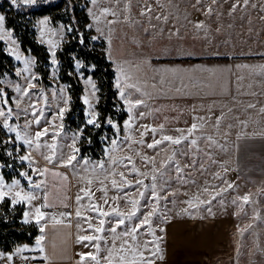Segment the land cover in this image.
<instances>
[{"label":"rangeland","instance_id":"obj_1","mask_svg":"<svg viewBox=\"0 0 264 264\" xmlns=\"http://www.w3.org/2000/svg\"><path fill=\"white\" fill-rule=\"evenodd\" d=\"M42 1L37 0L32 7H38ZM86 11L90 18L88 26L91 25L88 28L93 38L97 37L94 39L100 44L97 46L105 50L115 71L114 101L117 102L112 107L116 114L107 116L100 145H93L92 141L99 127L86 124L89 112L94 111L100 126V90L96 78L85 73L84 62L76 57L70 73L82 84L80 97L85 117L78 120L77 127L66 121L71 96L68 83L61 77L58 52L67 39V24L55 23L49 13L37 14L35 18L37 39L49 52L48 82L42 80L37 70L36 56L22 49L6 19L0 30L15 73V76L9 72L0 76V90L6 94L7 107L14 114L7 123L15 128V131L4 128L5 118L0 117V137L11 161L8 164L0 161L3 179L0 191L8 193L3 200L9 198L13 206H24L22 220L25 222L36 221L37 209L44 213L43 219L72 214L77 222V235L81 227L80 251L92 253L101 264L114 257H152L157 264H264V171L262 174L256 171L261 169V158H235L231 143L215 141L221 138L215 132H225V127L221 125L220 104L214 98L169 97L182 93L178 82L184 73L190 72L185 58L211 51L204 47L209 38L214 40V36L223 32L238 35L246 32L252 34L254 44L262 39L264 0H96L95 4L87 0ZM0 14L6 18L5 12ZM45 17L48 23L41 24ZM236 36H228L227 41L235 40ZM224 48L229 52L244 49ZM248 50L257 52L264 47L255 45ZM13 52L21 59L17 60ZM53 59L56 64L52 63ZM93 66L88 65V69L92 71ZM30 73L38 79H26ZM89 80L96 84L98 91L93 93ZM29 83L34 88L27 95L15 91L18 84L27 87ZM121 91L125 93L123 98ZM86 98L91 108L84 102ZM33 105L43 114L37 111L33 116ZM59 108L66 109L62 119ZM21 109H27L29 114H22ZM123 111L126 116L121 121ZM37 118L39 124L35 123ZM108 120L113 123L109 124ZM86 126H90L88 133L84 132ZM43 128L48 129L49 135L37 139L36 133ZM53 132L57 135L53 136ZM74 133L77 134L75 141ZM17 134L20 139L16 138ZM164 137L179 139L180 143ZM25 139L32 144L24 143ZM113 139L117 141L115 146L110 143ZM156 140L162 142L155 148L147 147ZM81 142L95 155L83 153ZM53 144L55 147H51ZM74 148L79 149L77 161L87 163L81 166L74 161L75 168L64 166L62 161L73 154ZM22 156L30 159L22 160ZM109 157L120 163L111 164ZM99 162L111 174L102 171ZM252 166L255 172L247 173V168ZM25 172L27 176L22 175ZM17 180L19 184L13 183ZM113 180L116 187L112 185ZM35 184L41 186L35 188ZM89 190V195H85ZM17 192L19 196L15 195ZM29 193L36 198L23 200ZM77 196L81 199L77 200ZM13 199L19 202L13 203ZM132 200L137 203L133 204ZM90 203L105 212L112 213L115 208L119 213L135 212L136 215L131 219L125 216V224L117 228L115 237L118 238H115L109 229L120 217L115 214L101 217L99 211L89 208ZM149 211L154 212L150 224L142 225L131 237L123 235ZM96 228L103 230L96 232ZM85 236L99 239H81ZM125 240L127 245L122 248ZM24 246L18 245L11 252L0 249V264H24L33 247L39 244Z\"/></svg>","mask_w":264,"mask_h":264},{"label":"crops","instance_id":"obj_2","mask_svg":"<svg viewBox=\"0 0 264 264\" xmlns=\"http://www.w3.org/2000/svg\"><path fill=\"white\" fill-rule=\"evenodd\" d=\"M230 35L237 36L235 40L227 41ZM251 35L246 32H242L241 35L223 32L214 36V40L209 38V42L204 47L211 48V51L185 58L187 60L185 66L190 72L184 73L178 82L182 93L169 97L186 100L192 98L217 100L220 104L218 111L223 116L221 125H224L225 132L221 130L215 132V136L221 137L215 141L231 143L233 145L231 152L235 153V158H261V169L256 171L262 174L264 171V50L255 52L249 51L248 48H253L255 45L264 47V35L262 39L256 41V44ZM227 46L244 49L229 52L224 48ZM222 132L224 134H219ZM243 154L244 157H241ZM254 172V166L247 168V173ZM38 225L40 232L34 243H37L40 237L43 239L39 240L37 248L33 247L31 255L34 259L30 264H101L87 256L82 259L81 254L87 253L79 249L81 227L77 235V222L72 214L60 217L47 216L41 219ZM42 226L43 231H41ZM21 245L26 247L27 244ZM31 255L27 258H32ZM146 260L152 261V264L158 262L152 257L123 259L114 257L105 264H131L132 261H136V264H144Z\"/></svg>","mask_w":264,"mask_h":264},{"label":"trees","instance_id":"obj_3","mask_svg":"<svg viewBox=\"0 0 264 264\" xmlns=\"http://www.w3.org/2000/svg\"><path fill=\"white\" fill-rule=\"evenodd\" d=\"M86 8L87 0H49V3H44L43 0L38 7L23 4L16 7L10 3V0H0V11L6 14L7 25L13 29L18 37L22 49L36 56L37 70L41 73L44 82L49 81V52L47 47L37 39L36 15L49 13L55 23L63 21L68 27L71 26L72 30L67 32V39L58 52L61 62V77L63 81L68 83L71 96V108L67 113L66 121L69 125L77 127L80 124L78 120L85 117L84 104L80 97L83 91L82 84L79 83L75 74L70 73L74 69L76 57L84 62L85 73L92 74L96 78L100 90L98 103L100 126L98 132L94 133L92 137L93 145H100V135L107 116L114 117L116 114L114 107H112L117 102L114 101L116 99L113 82L115 71L105 50L100 49L97 46H100L99 42L93 39L92 30L88 28L90 18ZM13 64V60L4 49V42L0 39V76L4 75L5 72L15 76ZM90 64L95 65L92 71L88 69ZM75 112L79 114L73 118L72 115ZM125 116L126 111H123L119 119L122 121ZM89 128L90 126H86L84 132L88 133ZM81 151L85 154L90 153L87 146L82 145V142ZM0 161H3L4 164L11 162L4 151L2 136L0 137ZM8 179H11L9 174ZM23 212L24 206L19 204L13 206L9 198L0 201L1 250L11 252L15 251V247L18 245L34 243L40 228L35 221H23Z\"/></svg>","mask_w":264,"mask_h":264},{"label":"snow or ice","instance_id":"obj_4","mask_svg":"<svg viewBox=\"0 0 264 264\" xmlns=\"http://www.w3.org/2000/svg\"><path fill=\"white\" fill-rule=\"evenodd\" d=\"M10 3H11L13 6H16V7H19L21 4H23V5H25V6H32V5H36V4H37V0H10ZM44 3H49V0H44ZM92 3L95 4V3H96V0H92ZM105 11H107V10H105ZM5 19H6L5 16H4L3 14H0V30H2V29L4 28ZM40 23H41V24H47V23H48V17H45L43 20L40 21ZM88 27H91V25H89ZM68 30H69V31L72 30V29H71V26L68 27ZM0 39H3V37L0 36ZM93 39H97V37H94ZM81 42H83V40H81ZM12 54L16 56V59H17V60L21 59V57H20L19 55H17L15 52H13ZM51 55H52L53 57H55V52H52ZM25 63L28 64L29 62H28L27 60H25ZM52 63H53V64H56L57 61H56L55 59H53V60H52ZM76 64H77V66H79V61H76ZM93 67H94V66H93ZM17 75H20V73H17ZM26 79H28L29 81H31V80H36V79H38V77H36L34 74H31V73H30V75H29ZM88 82L91 84V88H92L93 93L96 92V91H98L97 86H96L95 83H93L91 80H89ZM117 87L120 88L121 85L118 83V84H117ZM32 88H34V85L31 84V83H29V84L27 85V87H22L21 85L18 84V85L16 86V88H15V91H16V92H20V93H22L23 95H27L28 92H29V90L32 89ZM61 91H63V89H61ZM124 95H125V93H124L123 91H121V92H120V96L123 98ZM67 102H68V101L65 100V103H67ZM84 102H85L86 104H89L90 108L92 107V105L90 104V102H89V100H88L87 98L85 99ZM125 102L127 103V101H125ZM137 103H140V102L138 101ZM16 106L19 107V104L17 103ZM5 107H7V97H6V94H5L2 90H0V117H4V118H5V120H4V122H3V127L6 128V129H9V131H15V128L11 127V126L7 123L8 120H11V119L13 118V115H14V114H13V111H12V109H11L10 107H7V111H4V108H5ZM32 108H33V111H32L31 114H32L33 116L36 115V112H37V111H40V112H41V115L43 114V113H42V110H41V109H37L35 105H33ZM129 110H131V109H129ZM65 111H66L65 108H59V116H60L61 119L63 118V114H64ZM20 112H21L22 114H24V115H28V114H29L27 109H21ZM88 115H89V118L86 120V124H87V125H93V126H95V127H99V124L97 123V118H96V117H97V114H96L94 111H90ZM16 118H17V120L19 119V114L16 115ZM130 119H131V118H130ZM107 122H108L109 124H112V123H113L111 120H108ZM35 123H36V124H39V123H40V119L37 118V119L35 120ZM125 123H126V125H127L128 122H125ZM192 127L195 128L196 126L193 125ZM80 131L82 132L83 130L81 129ZM47 135H49V131H48V129H47V128H43L42 131L36 133V138L39 139L41 136H47ZM52 135L55 136V135H57V133L53 132ZM76 135H77L76 133L73 134V140H74V141H75V137H76ZM16 138H17V139H20L21 137H20L19 134H17V137H16ZM125 139H127V138H125ZM163 139H164V140L171 141V142H173V143H177V144L180 143V140H179V139L173 140L172 137H164ZM161 142H162V141L156 140V141H154L152 144H148L147 147H149V148H155V147H156L157 145H159ZM24 143L31 145V144H32V141H31V140H28V139H25V140H24ZM110 143H111L112 146H115V145L117 144V141H116L115 139H113V140H111ZM51 147H55V145L53 144ZM78 153H79V149H78V148H74V149H73V154H72L70 157L66 158L64 161H62V163L64 164V166H72V167L75 168L76 165L73 164L74 161H76L77 164H81V161H77V154H78ZM9 155H11V153H9ZM20 158H21L22 160H28V159H30L29 156H22V157H20ZM109 160H110V163L113 164V165H116V164H119V163H120V161H118V160H116V159H114V158H111V157H109ZM86 163H87V162H83V164H86ZM83 164H81V166H83ZM98 167H99L102 171H104L106 174H111V173L109 172V170L104 169L103 162H99ZM177 170L179 171V168H178ZM39 174H42V173H39ZM22 175L27 176L28 173L25 172V173H22ZM120 175L123 176V173H120ZM141 175H143V174H141ZM28 178H29V180H31V177H28ZM152 179H153V181H155V176H153ZM13 183H15V184H19V181L17 180V181H14ZM137 183H138V184H139V183H142V181H137ZM2 184H3V179H2V177H0V185H2ZM112 185H113L114 187L117 186L115 180L112 181ZM40 186H41L40 184H35V185H34L35 188H39ZM129 186H131V185H129ZM153 188H154V190H155V186H154V185H153ZM121 190H122V189H121ZM89 192H90V190H89V191H86V192H85V195H89ZM7 195H8V193L3 192V191H0V200H3ZM15 195H16V196H19L20 193L17 192ZM141 195H143V194H141ZM35 198H36V197H35L33 194L29 193L28 195H26V196L23 197V200H28V201H30V200L35 199ZM155 198H156V199H159L158 196L155 197ZM80 199H81V197H80V196H77V200H80ZM247 199H248V198L245 197V200H247ZM17 202H19V201H16L15 199H13V203H17ZM104 202L107 203V200H105ZM131 202H132L133 204H136V203H137L135 200H132ZM89 208H90L92 211H99L101 217H107V216H109L110 214H115V215H117L118 217H120V219H118V220L115 222V225H114L112 228L109 229V231L112 232V233L114 234V237H115V234H116V230H117V228H119L121 225H124V224H125V216H126L127 219H131L133 216L136 215L135 212L128 213V214H122V213H119L115 208L112 209V213L105 212V211H102V210H100L99 208H97V207H96L94 204H92V203L89 204ZM137 211H139V209H137ZM209 211H210V209H209ZM37 212L39 213V216L36 217V222H37V223H40V220L43 219L44 213L39 212V209H37ZM153 214H154V212L149 211V212L147 213V215H145V216L142 218V220H141L139 223H137L134 227H132L131 229H126V230L123 232V235L126 236V237H131V236L133 235V233H135V232H136V231H137L142 225L150 224V217H151ZM76 215L79 216V215H80V212L77 211ZM100 223H101V225H103L104 220L101 219V220H100ZM89 226L91 227V224H90ZM102 230H103L102 228H96V229H95L96 232H101ZM41 231H43V226L41 227ZM115 238H118V237H115ZM41 239H43V237H40V238L38 239V241H37L38 244H39V240H41ZM81 239L91 241V240H97V239H99V237H96V236H85V237H82ZM126 245H127V240L124 241V245H122V248L125 247ZM136 250L139 251V245H136ZM17 251H19V249H17ZM155 254H156L155 252L152 253L153 256H154ZM109 255H111V252L109 253ZM141 255H142V254H141ZM85 256L90 257V258H92V259H95V257L92 255V253H88V254H83V253H82V254H81L82 259H84ZM122 259H123V258H122ZM131 264H136V261H132ZM144 264H152V261H147V260H146V261H144Z\"/></svg>","mask_w":264,"mask_h":264},{"label":"built area","instance_id":"obj_5","mask_svg":"<svg viewBox=\"0 0 264 264\" xmlns=\"http://www.w3.org/2000/svg\"><path fill=\"white\" fill-rule=\"evenodd\" d=\"M31 261H32V258L31 257H28L25 260V264H30Z\"/></svg>","mask_w":264,"mask_h":264}]
</instances>
